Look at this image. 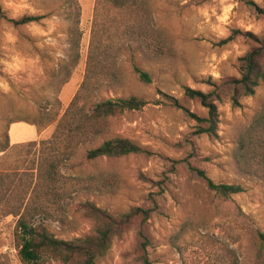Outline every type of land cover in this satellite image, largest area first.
<instances>
[{
    "label": "rangeland",
    "instance_id": "1",
    "mask_svg": "<svg viewBox=\"0 0 264 264\" xmlns=\"http://www.w3.org/2000/svg\"><path fill=\"white\" fill-rule=\"evenodd\" d=\"M248 1L264 10V0H127L123 8L109 0H0V264H23L15 243L19 207L30 203L36 212L47 211L37 213V221L69 240L93 228L76 212L83 200L115 214L155 203L143 226L154 264H264L257 236L264 232V148L238 157L241 136L264 112V84L243 97L239 108L227 96L216 101V137L202 132L207 123L184 111L151 104L110 119L109 132L93 145L121 137L150 155L87 162L91 146L71 155L75 143L63 150L56 135L87 74L92 99L154 101L162 91L207 118L200 103L184 100V89L209 93L207 80L240 77L239 59L256 45L244 34L264 37V15ZM25 15L49 17L21 26L8 21ZM237 30L242 35L223 43ZM134 65L153 82H140ZM68 70L70 79L61 85ZM20 121L37 126L39 138L11 145L9 128ZM197 170L216 184H240L245 191L223 198ZM135 246L131 230L96 264H142Z\"/></svg>",
    "mask_w": 264,
    "mask_h": 264
},
{
    "label": "trees",
    "instance_id": "2",
    "mask_svg": "<svg viewBox=\"0 0 264 264\" xmlns=\"http://www.w3.org/2000/svg\"><path fill=\"white\" fill-rule=\"evenodd\" d=\"M109 1L118 8L127 5V0ZM246 3L252 9H258V12L264 15V10L257 8L255 3L252 1ZM79 16L80 12L77 11L75 13L76 24L79 23ZM48 17V15H25L20 19H8V21L16 26H21L39 23ZM239 35H242L240 31H234L223 43H227ZM244 35L249 36L256 45L239 59V78L225 79L221 83L209 79L206 83L213 87V91L209 93L191 87H185L184 89V100L200 103L208 110L207 118H201L192 113L181 99L162 91L158 93L160 98L154 101H148L137 96L109 97L102 100L92 99L95 93L91 89L90 76L87 74L57 124L56 135L57 140L61 143V148L67 150L72 148V144L75 143V147L71 150L72 155L76 153L78 148L91 146L86 150L85 161L87 162L102 158H119L131 154L150 155V151L121 137L104 140L98 146L93 145L100 137L109 132L110 119L129 112L141 111L151 104L169 105L184 111L187 116L197 122L207 123L208 126L203 128L202 132L216 137L219 124L216 101H221L223 96H227L232 107L239 108L242 106L241 99L243 97L253 96L257 89L264 84V37L258 38L251 33ZM72 44L73 49L76 51L78 47L77 40H73ZM161 48V45H157L155 51L161 52ZM76 56L75 58L78 59V56ZM74 66L75 62H72L69 67L73 68ZM132 72L144 84L153 82L152 75L137 65L133 66ZM70 76L71 70H68L60 84H66ZM54 120L55 118H51L50 122ZM262 147L264 148V112L256 116L251 127L241 136L238 157L243 160L245 156L254 155V151ZM197 173L207 181L211 191L223 198L227 199L232 195L245 191L240 184H216L206 176L204 171L197 170ZM141 177L145 178L144 176ZM164 181L156 184L153 181L151 182L162 186L165 183ZM55 203H57V200H55ZM156 208L157 206L154 203L153 208L136 206L128 211L115 214L98 207L93 201H80L76 206V212L83 218L91 220L94 225L91 231L86 234L67 240L57 238L43 222L37 221V215L39 213L46 214L47 211L40 210L36 212L32 205L27 203L24 208L21 206L14 212L15 216H20L15 232L16 247L23 264H47L49 261H59L61 264H96L108 253L116 238H122L126 233L133 230L136 238L137 259L142 264H154L149 257L150 241L143 232V226L149 221ZM257 236L264 244V232H258Z\"/></svg>",
    "mask_w": 264,
    "mask_h": 264
},
{
    "label": "crops",
    "instance_id": "3",
    "mask_svg": "<svg viewBox=\"0 0 264 264\" xmlns=\"http://www.w3.org/2000/svg\"><path fill=\"white\" fill-rule=\"evenodd\" d=\"M8 138L11 145H18L39 138V133L37 126L20 121L11 124Z\"/></svg>",
    "mask_w": 264,
    "mask_h": 264
}]
</instances>
